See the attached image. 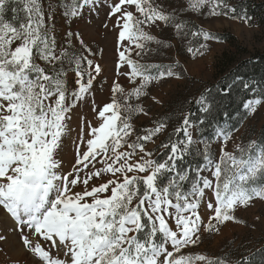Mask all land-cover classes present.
<instances>
[{
    "label": "snow or ice",
    "instance_id": "snow-or-ice-1",
    "mask_svg": "<svg viewBox=\"0 0 264 264\" xmlns=\"http://www.w3.org/2000/svg\"><path fill=\"white\" fill-rule=\"evenodd\" d=\"M56 5L0 0V214L32 264H252L246 255L233 262L231 256L190 249L205 233L238 222V207L264 201V140L238 143L239 129L223 127L231 118L227 112L212 127L219 105L206 94L195 101L201 116L194 120L195 113H182L156 150L150 145L167 123L138 128L134 120L149 115L142 97L161 102L151 96L154 84L182 78L178 65L148 59L151 45L171 47L155 35L157 29L170 28L175 40H188L186 51L195 58L218 37L189 28L187 16H223L252 27L246 9L229 0H182L170 11L152 0H56ZM103 9L104 27L115 32L111 101L96 106L93 99L96 125L80 118L74 160L66 167L63 153L77 105L94 97L102 67L79 32L57 40L54 12L76 20ZM197 37L202 42L191 46ZM229 94L221 89V96ZM262 102L264 96L246 100V116ZM7 242L0 231V243Z\"/></svg>",
    "mask_w": 264,
    "mask_h": 264
},
{
    "label": "rangeland",
    "instance_id": "rangeland-1",
    "mask_svg": "<svg viewBox=\"0 0 264 264\" xmlns=\"http://www.w3.org/2000/svg\"><path fill=\"white\" fill-rule=\"evenodd\" d=\"M262 0H229L233 6L239 10V4L249 2L258 3ZM51 2L56 9V0H45V3ZM154 4L161 6L162 10L170 11L177 8L182 0H152ZM107 9H103L98 15H85L80 19H64L59 11L54 12L55 34L58 41L63 42L66 32H79L91 47L97 51L96 60L101 64L102 73L97 77V83L94 89V97H86L77 105L76 115L73 117L71 124L72 131L69 133L65 144L63 159L65 166L70 167L74 160V141L79 132L80 118L91 121L93 125L98 123L95 114L91 111L93 99L96 106H102L111 101L109 92V83L114 74L116 48L115 32L104 27L105 15ZM189 28H203L204 31L212 33L218 39L207 42V48L202 50L203 55L197 54L195 58L189 54L186 49L189 46L188 40L183 42L177 41L173 37L172 30L157 29L155 35L171 47L157 49L151 45L152 52L148 59L150 62L172 66L177 71L182 70V78H168L161 80L150 88L151 96H155L160 103H155L148 97H142L143 107L149 113L147 117L142 114L134 117L138 121L137 127H154L157 122H165L168 125L167 131L155 138L156 143L151 144L154 150L161 142L166 141L167 134L170 133L182 120V113L189 101L197 100L201 92L210 84L215 83V62L216 59L223 55L225 51H236V47L250 52L262 51L264 49V30L252 20V27L247 26L243 21L233 20L223 16H194L189 15L185 18ZM111 23L109 22V28ZM229 37V38H225ZM73 43L75 37H71ZM202 38H191V46L197 47ZM77 47V51H78ZM127 87L128 85L125 84ZM117 95V100H119ZM130 103L139 105V101H130ZM123 117V109L120 110ZM264 129V102L257 106L254 114L248 115L247 120L235 132V138L238 143L247 144L250 140H259L262 130ZM229 150L232 148L231 142L228 145ZM83 150V149H82ZM159 151H166L160 149ZM159 155V152H157ZM201 211L206 215L207 210L201 206ZM236 221L228 222L221 225L219 233H205L201 237L198 246L191 248L194 254H204L208 257L231 256L233 262L240 255H250L264 245V201H257L253 206L238 207L235 211ZM0 231L6 232L8 242L0 243V264H32L33 257L27 253L23 247V256L20 254L15 240H18L16 234L12 231L11 222L0 214ZM14 235V236H13ZM19 241V240H18ZM14 242V243H13ZM20 243V242H19ZM21 245V243H20ZM22 246V245H21ZM185 251H189L186 249ZM17 258V259H16ZM20 258V259H19Z\"/></svg>",
    "mask_w": 264,
    "mask_h": 264
},
{
    "label": "trees",
    "instance_id": "trees-1",
    "mask_svg": "<svg viewBox=\"0 0 264 264\" xmlns=\"http://www.w3.org/2000/svg\"><path fill=\"white\" fill-rule=\"evenodd\" d=\"M246 9L247 14L252 20L264 30V0L258 3H241L239 9ZM238 9V8H237ZM229 38V37H225ZM216 82L208 85L201 94L209 95L214 98L219 105L212 127L220 122L224 112L230 114V120L223 123L224 128H240L247 120L244 103L248 99L261 98L264 96V49L248 53L241 47H236V51H225L215 62ZM244 84L251 87L245 89ZM230 89L227 97L221 96V89ZM196 101V100H195ZM195 101H189L185 112L195 113L192 119H197L201 113L197 112ZM211 133V128L205 133ZM264 140V129L261 132L259 141ZM264 245L257 251L248 255L252 264H264Z\"/></svg>",
    "mask_w": 264,
    "mask_h": 264
},
{
    "label": "bare ground",
    "instance_id": "bare-ground-1",
    "mask_svg": "<svg viewBox=\"0 0 264 264\" xmlns=\"http://www.w3.org/2000/svg\"><path fill=\"white\" fill-rule=\"evenodd\" d=\"M14 236V235H13ZM14 243V242H13ZM15 243H16V246H17V248H18V250H19V252H20V254L23 256L24 254H26V253H24V251L22 250V246L20 245V243H19V241L18 240H15ZM17 259V258H16ZM20 259V258H19Z\"/></svg>",
    "mask_w": 264,
    "mask_h": 264
}]
</instances>
